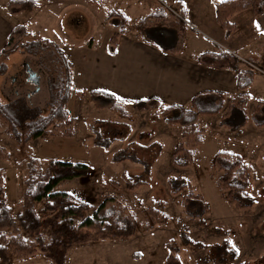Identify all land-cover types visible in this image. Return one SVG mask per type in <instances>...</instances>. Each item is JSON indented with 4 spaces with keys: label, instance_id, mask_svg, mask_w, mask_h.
Here are the masks:
<instances>
[{
    "label": "rangeland",
    "instance_id": "374dc122",
    "mask_svg": "<svg viewBox=\"0 0 264 264\" xmlns=\"http://www.w3.org/2000/svg\"><path fill=\"white\" fill-rule=\"evenodd\" d=\"M184 1L190 13L186 18L192 28L189 34L195 38L189 48L201 44L204 49H215V41H220L218 38L224 33L215 22L214 7L222 0ZM158 2L178 10L172 0ZM112 6L108 2L100 8L87 5L94 16L80 5L75 11L70 10L73 7L65 6L64 12H58L43 4L40 17H33L28 22L24 20L27 14L18 15L13 21L28 27L30 34L24 41L57 43L70 54L69 50L86 47L92 41H104L111 22L104 20ZM134 10L129 14L144 15V11ZM58 13L63 17L57 19ZM237 20L241 31L231 35L226 44L241 58V66L252 68L254 72L253 84L248 90L250 101L246 106V123L236 130L223 126L230 98L235 96L225 94L218 114L199 115L198 126L204 131V140L196 150L194 161L186 168L175 167L171 162L173 148L185 143L182 138L184 128L166 123L160 110L136 112L129 105L128 119L109 110H97L91 104L88 92L72 91L69 96L67 108L74 119V137L54 134L17 142L0 126V172L3 178L0 201L11 207L14 216L20 212L19 202L30 160L37 161L41 169L54 159L88 167L86 176L63 181L58 186V190L69 192L91 206L81 218L72 217L64 230L63 238L72 242L64 264H166L171 254L169 247L176 249L181 264H264V126L256 125V121L262 120L264 110L254 113L257 102L264 100V28L258 19H253L249 27L243 19ZM45 47L48 51L44 53H16L10 57L9 72L0 76L2 103L23 97L30 107L40 108L44 114L47 112L48 79H55L60 71L54 49L49 44ZM96 135L99 141L108 140L111 144L105 148L96 146ZM220 150L242 157L248 174L247 193L254 201L251 207H235L225 199V193L217 189L219 173L210 168V160ZM121 153L132 157L134 162L115 161ZM122 174L132 181H143L144 185L128 191L121 182ZM173 178L183 179L194 194L203 198L207 204L204 216L188 215L184 203L188 191L173 194L168 187V181ZM110 180L119 183V188L113 189L104 183ZM105 197L116 198L135 215L137 228L133 236H113L115 208L109 201L93 225L83 226L84 222L89 224L88 221L93 220ZM36 208L39 210L41 205ZM148 208L167 217L166 223L151 225ZM190 211L194 212V207ZM43 232L48 234L47 230ZM8 264L51 262L38 253L27 259L13 257Z\"/></svg>",
    "mask_w": 264,
    "mask_h": 264
},
{
    "label": "trees",
    "instance_id": "16d2710c",
    "mask_svg": "<svg viewBox=\"0 0 264 264\" xmlns=\"http://www.w3.org/2000/svg\"><path fill=\"white\" fill-rule=\"evenodd\" d=\"M38 7L37 0H9L6 10L15 15L26 11H33ZM250 11L255 17L264 14V0H223L214 7L216 23L224 31L225 36L237 31L236 24L230 21L231 17L239 12ZM111 21L114 32L111 35L107 52L114 55L119 36L128 31L129 19L118 10H111L104 20ZM132 29L136 36L146 43H155L170 54H179L184 45L185 34L191 30L186 20V11L181 7L178 10L169 9L164 2L154 12L138 19ZM30 34L26 25L14 26L7 42L0 52V76L7 72V60L16 53L37 55L48 51L46 44L56 53L59 74L54 79H48V110L44 114L40 108L30 107L23 97H18L9 103L0 101V126L12 140L20 142L33 141L42 137H52L58 134L62 137L75 136L74 119L68 111V101L71 93L72 66L57 43L24 41ZM264 49V44H263ZM196 62L212 69H225L236 73L238 93L230 98L229 110L224 116L223 126L236 130L242 128L247 120L246 106L250 101L248 90L253 84L254 72L252 68L240 69L241 60L229 51L217 47L215 51H205L196 57ZM60 63V64H59ZM77 93H80L79 91ZM88 97L97 110L115 112L122 119L130 118L127 107L136 112L160 110L165 122L180 125L184 128L182 138L185 143L175 146L172 150L171 162L175 167L186 168L195 158L197 148L203 143L204 131L198 126L199 115H216L224 104L225 94L217 91H203L192 99L189 108L177 105H163L157 98H148L136 101H125L104 92L92 90ZM264 110V100L257 102L254 113ZM262 120L256 121L257 126H264ZM111 141H99L96 135L95 145L108 147ZM133 159L129 155L119 154L115 161ZM28 173L24 179V192L19 202L20 212L14 216L11 207L0 201V264H8L13 257L17 259L32 258L38 253L49 260L51 264H64L67 251L72 242L63 238L64 230L72 217L81 218L91 210V206L69 192L58 190L63 182L87 175L88 167L82 163L49 160L46 167L41 169L35 160L27 163ZM210 168L219 173L216 187L225 193V199L239 209L249 208L254 204L253 198L247 193L248 174L239 154L220 150L210 160ZM3 178L0 172V193H2ZM121 182L125 189L133 191L144 185L143 181H132L125 174L121 175ZM106 185L113 189L119 188L116 181H106ZM169 190L177 194L187 190L184 197L186 211L189 216H204L207 213V204L200 195L191 191L190 185L181 178L168 181ZM114 205L112 219L114 221V237L128 238L135 234L137 220L133 213L113 197H105L96 209L93 225L98 220V214L107 202ZM37 205L41 208L37 210ZM191 207L195 211L191 212ZM151 225L166 223L167 217L159 215L153 208L147 209ZM43 230H47L46 235ZM169 247V246H167ZM171 254L166 264H181L176 256V249L169 247Z\"/></svg>",
    "mask_w": 264,
    "mask_h": 264
},
{
    "label": "crops",
    "instance_id": "0c3cea01",
    "mask_svg": "<svg viewBox=\"0 0 264 264\" xmlns=\"http://www.w3.org/2000/svg\"><path fill=\"white\" fill-rule=\"evenodd\" d=\"M8 1L0 0V52L7 42L11 29L20 24H14V17L27 14L24 16V20L28 22L33 17L38 18L43 4L48 5L52 10L53 8L58 10V12H64L65 6L73 7L70 10L75 11L76 6L80 5L88 9L89 13L94 16V12L91 8H87V5H96L100 8L106 2L113 4L107 13L111 10H118L130 22L127 27L128 31L119 36L114 55L107 52L108 41L114 32L112 26L109 25L110 29H107L102 43L92 41L86 47L81 46L69 50L68 53L70 54L61 48L72 66L71 92L79 91L81 94H86L92 90L104 91L125 101L154 97L159 99L163 105H177L186 108L190 107L191 99L203 91H217L232 96L238 93L235 72L201 66L196 62V57L202 52H213L219 47L231 52L241 60L233 47H228L226 44L231 35L241 31L242 27L237 18L243 19L248 27L253 19H258L264 28V14L255 17L250 11L239 12L230 19L232 23L236 24L237 31L225 36L222 30L224 34L222 38H218L220 41H215V49H204L201 44L190 49L189 45L195 38H191L189 33L192 31L188 30L185 34L182 51L179 54H170L163 51L155 43L143 42L132 29L138 19L157 9L160 5L158 0H37L38 7L35 10L15 15L7 12L6 4ZM172 3L176 4V9L182 7L186 11V18L188 15L190 16L184 0H172ZM133 9L136 12L138 10L144 11V15H130L129 12ZM51 16L54 17V15ZM55 16L57 19L63 17L60 13ZM199 41L201 42V40ZM204 43L207 42L204 41ZM8 60L5 75L9 72ZM243 67L240 65V69H246Z\"/></svg>",
    "mask_w": 264,
    "mask_h": 264
},
{
    "label": "snow or ice",
    "instance_id": "6c2138e0",
    "mask_svg": "<svg viewBox=\"0 0 264 264\" xmlns=\"http://www.w3.org/2000/svg\"><path fill=\"white\" fill-rule=\"evenodd\" d=\"M257 28H258V29L260 28V25H259V24H257ZM262 34H264V33H262Z\"/></svg>",
    "mask_w": 264,
    "mask_h": 264
}]
</instances>
